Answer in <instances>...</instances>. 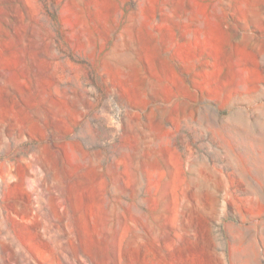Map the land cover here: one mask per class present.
<instances>
[{
    "label": "rangeland",
    "instance_id": "obj_1",
    "mask_svg": "<svg viewBox=\"0 0 264 264\" xmlns=\"http://www.w3.org/2000/svg\"><path fill=\"white\" fill-rule=\"evenodd\" d=\"M0 264H264V0H0Z\"/></svg>",
    "mask_w": 264,
    "mask_h": 264
}]
</instances>
